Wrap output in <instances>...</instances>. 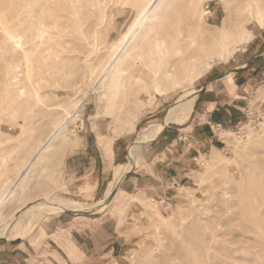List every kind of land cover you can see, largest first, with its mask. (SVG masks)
Wrapping results in <instances>:
<instances>
[{"label":"rangeland","instance_id":"374dc122","mask_svg":"<svg viewBox=\"0 0 264 264\" xmlns=\"http://www.w3.org/2000/svg\"><path fill=\"white\" fill-rule=\"evenodd\" d=\"M140 5L141 0H0V201L12 189L0 205V237L26 233L41 224L42 216L57 214L38 204L49 198L98 216L90 212L93 201L75 194L70 169L86 162L97 166L93 154L83 159L90 148L104 159L112 141L127 133L128 170L139 162L135 142L156 136L142 132L161 124L183 93L191 96L212 67L225 66L264 29L257 25L251 0H203L200 21L188 0H164L155 9L156 19L148 18L127 47H117ZM230 11L234 26L226 29L228 52L213 56L216 41L211 38L219 35ZM187 34L194 41L189 48ZM163 37V59L150 55ZM177 47L185 56L188 50L211 53V67L199 77L183 72L156 90V67L175 65ZM21 86L24 93L11 101L10 94ZM262 100L264 92L255 105ZM53 131L55 138L19 179ZM224 139V149L199 159L194 188L182 189L176 204L148 199L129 208L127 200L122 264H264V114L250 115ZM121 214L123 207L106 217Z\"/></svg>","mask_w":264,"mask_h":264},{"label":"crops","instance_id":"0c3cea01","mask_svg":"<svg viewBox=\"0 0 264 264\" xmlns=\"http://www.w3.org/2000/svg\"><path fill=\"white\" fill-rule=\"evenodd\" d=\"M248 44L241 52L237 49L225 66L212 67L209 77L191 93L194 100L186 121L167 122L166 111L165 125L153 139L139 143V162H133L118 180L113 182V169L129 163L127 133L112 141L110 154L103 153L105 161L90 148L83 159L93 154L97 166L86 162L70 169L77 181L72 187L75 194L83 202L93 201L95 209L90 212L98 216L62 211L76 209L65 201L55 205L51 210L58 213L42 216L35 229L0 237V264H122L127 255V200L129 208L148 199L176 204L182 189L194 188L199 159L224 149L227 132L250 115L264 114V100L254 103L264 92V29ZM120 207L119 217H106Z\"/></svg>","mask_w":264,"mask_h":264},{"label":"bare ground","instance_id":"6f19581e","mask_svg":"<svg viewBox=\"0 0 264 264\" xmlns=\"http://www.w3.org/2000/svg\"><path fill=\"white\" fill-rule=\"evenodd\" d=\"M61 1L63 2V0H61ZM163 1L164 0H141V5H140V8L137 11V14L134 16L132 21L127 25L126 30L124 31V33L119 38V40H118L119 43L117 44V47L120 48V46H121V48H123V47L126 46V44L130 43L132 37L135 36L140 31V28L145 24V22L148 20V18L156 19L155 9L160 7L162 5ZM202 1L203 0H188V6L190 8L191 13L194 14L195 17L197 18V20H199V21L202 19L201 18L202 14H201V12L199 10V5L201 4ZM251 3H252V6H254L256 11H257L255 13L256 21L257 20L260 21V23H258L257 25L259 27H263L264 26V0H251ZM70 4H72V3H70ZM181 8H180V11H181ZM175 20L176 19H174V21ZM238 21H236V23ZM53 22H55V21H53ZM233 22L234 21L231 20V11H230L228 16H227V18L222 23V28L220 29L219 35L217 37H212L211 38L213 40L215 39L214 41H216V50H215V54L213 53V56L214 55H220L222 51H224L226 53L228 52V50H227L228 40L230 39V35L231 34L226 29L231 27V26H234ZM172 23H173V21H172ZM175 28L177 29L178 26L175 27ZM148 33H152V37L156 34V32H155L153 27H151L149 29ZM251 36H252V34L249 33V35L246 38L245 37L243 38V42H247L248 39ZM186 37L188 39V43H187L188 45L186 46V48L192 47L194 45V41H193V39L190 38V34H187ZM145 39H146V37H145ZM152 46H153V50H154L155 53H149V54L150 55L154 54L155 56H158L159 58L163 59V57H164L163 55L166 54L165 52L167 51L166 38L163 37L160 40H156V42ZM204 48H205V46H204ZM118 49H116V51H118ZM169 50H171V49H169ZM206 50L208 51V49H206ZM173 51H174V58L177 59L175 65L172 62L171 63L170 62L169 63L168 62H164V63L158 64V66L156 65L157 67H156V71L155 72H156V75H157V77H156L157 81L155 82L156 86L154 87L156 90H160V86L162 84H168L169 82H172L173 80H177L179 77H181V73H183V72H185L190 77H192L194 74H198V77H199L200 75H202L206 70H208L211 67V63L209 61L210 60L209 58L212 56V55L209 56V54H211V53L207 54V53L203 52V54H201L199 56L197 54L189 52V50H188V51H186V56H185V54L183 53L184 49H182L180 47H177ZM189 58H194V59L191 60ZM157 60L159 61L158 58H157ZM159 62H162V60L159 61ZM178 65H182V67H183L182 70L179 69ZM145 84L148 85L147 82L146 83L143 82L142 85H141L142 87H144V89H145ZM121 85H123V84L122 83L116 84V87H120ZM23 93H24V89L21 86V87L18 88V91L12 92L10 94L9 99L11 101H15ZM193 94H194V91H193ZM193 100H194V97H190V96H188L187 93H183L179 97V102L177 104L171 106L170 108H168L167 113H166L167 122L173 121V120L180 121V122L186 121L188 116H189V114H190V112H191ZM164 125H165V120L163 119V122L161 124H159L157 127H151V128H149L147 130H144L142 132V134L143 135H149V134H152L154 132H158V131H160V129ZM6 127L9 130V129H11L12 125L7 124ZM57 133L58 132H56V131H53L52 133H50V135L47 137L46 141L37 149L36 154L33 156V158H31V160H29V162L26 163V165L24 166V169H25L24 173L21 174L19 179H21V177L29 170V168L32 165V163L35 160L37 161V157L39 156V154L44 152L47 149V147L49 146V142L52 141L55 138ZM135 144H136L135 146H137L139 144V141H136ZM125 170H126V168L124 166L116 167L115 170H114V181L113 182L118 180L122 176V174L124 173ZM113 182L110 183L109 188H108L109 190L111 189L110 187L113 185ZM11 193H12V189H10L8 191L7 195L5 196V198L0 201V205L2 203H4L6 197L8 195H10ZM60 202H61V200H58V199L57 200H51L49 198V200H45V201H43L41 203L39 202L38 204L41 207H43V205H44V206H48V207L50 206L49 208H52V207H54V205L56 203H60ZM101 203H104V202H101ZM102 205H104V204H102ZM25 208H24V210H25ZM24 210H22L21 213H23ZM64 210L77 211V210H74V209H71V208H64L63 211ZM19 215L20 214H16V217L19 216Z\"/></svg>","mask_w":264,"mask_h":264},{"label":"water","instance_id":"95a60500","mask_svg":"<svg viewBox=\"0 0 264 264\" xmlns=\"http://www.w3.org/2000/svg\"><path fill=\"white\" fill-rule=\"evenodd\" d=\"M112 194V193H111ZM106 202V201H105ZM75 212V211H74ZM76 212H81V211H76Z\"/></svg>","mask_w":264,"mask_h":264}]
</instances>
